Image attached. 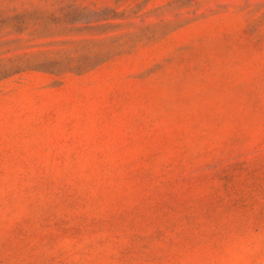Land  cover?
<instances>
[{
  "label": "rangeland",
  "instance_id": "1",
  "mask_svg": "<svg viewBox=\"0 0 264 264\" xmlns=\"http://www.w3.org/2000/svg\"><path fill=\"white\" fill-rule=\"evenodd\" d=\"M0 264H264V0H0Z\"/></svg>",
  "mask_w": 264,
  "mask_h": 264
}]
</instances>
